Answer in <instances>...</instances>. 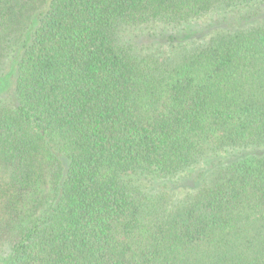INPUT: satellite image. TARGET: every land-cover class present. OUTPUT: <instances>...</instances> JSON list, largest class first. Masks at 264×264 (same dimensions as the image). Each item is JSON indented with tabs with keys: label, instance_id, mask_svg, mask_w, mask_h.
<instances>
[{
	"label": "trees",
	"instance_id": "trees-1",
	"mask_svg": "<svg viewBox=\"0 0 264 264\" xmlns=\"http://www.w3.org/2000/svg\"><path fill=\"white\" fill-rule=\"evenodd\" d=\"M0 264H264V0H0Z\"/></svg>",
	"mask_w": 264,
	"mask_h": 264
},
{
	"label": "rangeland",
	"instance_id": "rangeland-1",
	"mask_svg": "<svg viewBox=\"0 0 264 264\" xmlns=\"http://www.w3.org/2000/svg\"><path fill=\"white\" fill-rule=\"evenodd\" d=\"M151 33H156V34H155L154 38H152V39L149 41L150 46L153 44L154 41H155L154 44L156 43V45L159 46V45H160V41H156V40L160 37V36L158 35L159 33H158V32H154V31H151ZM138 34H139V37H140V38H136ZM127 35H128L129 38H131V39H133V40L135 39L136 42L138 41V44L143 40V38L141 37V35H142L141 32H137V33H134V32H127ZM144 38H145V41H146V40H147L146 37H144ZM9 67H10V65H9Z\"/></svg>",
	"mask_w": 264,
	"mask_h": 264
}]
</instances>
